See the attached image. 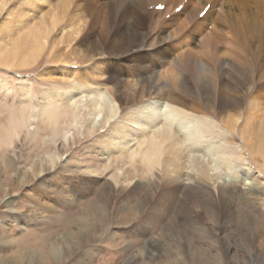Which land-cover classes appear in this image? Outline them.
I'll list each match as a JSON object with an SVG mask.
<instances>
[{"label":"bare ground","instance_id":"bare-ground-1","mask_svg":"<svg viewBox=\"0 0 264 264\" xmlns=\"http://www.w3.org/2000/svg\"><path fill=\"white\" fill-rule=\"evenodd\" d=\"M10 14L27 30L20 42L30 51L17 59L22 65L36 63L50 45V60L76 66L67 62L74 56L77 64L93 67L73 71L70 90L47 92L41 108L20 110L22 115L0 131V148L11 147L33 117L55 137L67 138L69 126L80 125L88 140L109 126L102 155L124 159L117 162L125 169L116 167L115 185L98 193L90 215L107 221L112 203L135 192L143 194L139 206L150 212L146 216L166 223L161 236L147 238L135 261H154L170 236H181L186 226L199 235L204 211L219 225L239 197L237 187H245L241 198L256 207L264 190L255 186L259 179L249 167L264 172V0H21ZM10 61L0 58L2 64ZM240 123L254 160L247 159L245 168L235 162L234 146L241 151L243 146L236 137ZM38 162L33 178L46 171ZM2 164L6 178L13 177V159ZM27 175L12 179L14 192L30 179ZM137 178L147 184L133 185ZM82 184L84 193L92 192ZM186 244L182 260L190 263ZM35 254L38 264L55 262L48 245Z\"/></svg>","mask_w":264,"mask_h":264},{"label":"rangeland","instance_id":"rangeland-1","mask_svg":"<svg viewBox=\"0 0 264 264\" xmlns=\"http://www.w3.org/2000/svg\"><path fill=\"white\" fill-rule=\"evenodd\" d=\"M20 2L0 0V58L3 56L11 60L6 64L0 63V131L22 115L20 110L33 104L40 108L45 105L47 92L70 90L67 86L75 81L73 71L80 74L93 67L91 62L77 64L74 56L69 57L67 62H74L76 66H65L50 60L51 53V56L54 55V48L50 45L36 63L24 66L17 61L30 51L24 42H20L26 30L22 20L14 21V16L10 14L11 8L18 7ZM155 8L153 6L151 10ZM11 22L14 26L10 25ZM66 49L69 48L64 47L61 51L65 53ZM38 110L34 111L35 115ZM83 114L81 110L80 116ZM36 118L28 120L27 127L11 147L0 148V185L3 187L0 195V264H38L35 260H39L40 256H33L45 245L55 252L54 264H142L139 260L135 261V255L147 238L161 236L166 224L160 220L152 222L153 219L146 216L150 212L139 206L144 199L143 194L134 192L130 195L132 198L128 197L124 202H113L110 212H107L110 216L108 222L103 217L90 215L89 208L96 202L97 195L111 188L110 183L115 185L117 170L125 169V163L117 162L124 159L102 155V140L107 137L109 126L100 130L102 134L88 140L84 139L86 133L80 125L78 128L70 125L67 138L63 135L55 137L46 129L45 123ZM242 125L240 123L236 129V137L243 145L242 151L237 146L234 149L235 162L245 168V163L249 162L247 159L254 160L241 131ZM239 150L244 154L245 162L239 159ZM7 158L13 159L14 163L13 177L8 178L2 164ZM34 161L46 166L40 177H32ZM250 167L254 178L259 179L255 186L264 190L263 170L256 165H253L254 169ZM222 171L227 172L225 168ZM24 173H28L30 179L27 178L26 183L14 192L12 179L23 178ZM137 181L138 178L133 185ZM82 183L93 187L92 192L84 193ZM138 183L139 187H143L147 181L142 178ZM79 184L82 186L77 189ZM184 185L189 186L191 182L185 180ZM244 188H235L239 199L234 197L235 204L230 214L221 220V225L214 223L211 215L204 211L199 223L201 234L186 226L183 237L180 234L170 236L171 240L162 245L160 256L149 264H194L192 261L196 257L203 260V264H264V193L261 192V200L252 209L241 198V189ZM10 200L14 201L13 204L5 206ZM151 213H154V218L155 212L151 210ZM91 219L96 220L94 223L98 222L94 227ZM95 232L96 236L93 235ZM112 237L113 241L110 240ZM183 244L192 256L190 263L182 260L185 254L181 253ZM21 260L23 263H20Z\"/></svg>","mask_w":264,"mask_h":264}]
</instances>
